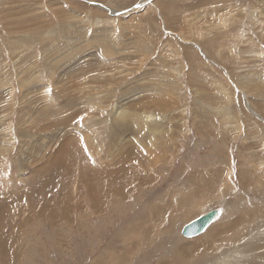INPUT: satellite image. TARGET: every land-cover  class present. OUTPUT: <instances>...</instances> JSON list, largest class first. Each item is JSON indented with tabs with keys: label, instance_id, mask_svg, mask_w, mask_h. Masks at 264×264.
<instances>
[{
	"label": "rangeland",
	"instance_id": "rangeland-1",
	"mask_svg": "<svg viewBox=\"0 0 264 264\" xmlns=\"http://www.w3.org/2000/svg\"><path fill=\"white\" fill-rule=\"evenodd\" d=\"M163 260L264 264V0H0V264Z\"/></svg>",
	"mask_w": 264,
	"mask_h": 264
},
{
	"label": "bare ground",
	"instance_id": "bare-ground-1",
	"mask_svg": "<svg viewBox=\"0 0 264 264\" xmlns=\"http://www.w3.org/2000/svg\"><path fill=\"white\" fill-rule=\"evenodd\" d=\"M141 6H142V5H141ZM114 12H116V11H115V10H114V11L112 10V15H116V13H114ZM97 41H98V40H97ZM105 42H106V40H105ZM105 42H104V41H103V42H100V46L106 44ZM108 44H109V43H108ZM107 46H108V45H107ZM98 102H99V101H98ZM98 102H97V103H98ZM143 106H144V105H143ZM141 107H142V105H141ZM116 117H117V114H116ZM139 118L143 121V119H144V115L142 114ZM141 120H140V121H141ZM142 121H141V122H142ZM148 121H149V120H148ZM150 121H151V120H150ZM153 121H154V120H153ZM80 146H81V145H80ZM83 146H84V145H83ZM83 146H82V147H83ZM72 151H73V150H72ZM86 152H87V151H86ZM86 152H85V153H86ZM144 154H145V153H144ZM136 156H137V157H140L139 154H137ZM90 157H91V156H90ZM146 157H147V155H146ZM133 158H134V156H133ZM147 158H148V157H147ZM150 158H151V157H150ZM91 159H92V158H91ZM139 160H141V158H139ZM151 162H152V161H151ZM138 163H139V162H138ZM155 164H156V163H155ZM106 165H107V164H106ZM106 165H105V166H106ZM58 166H59V165H58ZM48 167H49V166H48ZM97 167H98V166H97ZM133 167H134V166H133ZM146 167H147V166H146ZM148 167H149V166H148ZM61 168H62V167H61ZM46 169H47V168H46ZM100 169H103V168L100 167ZM143 169H144V168H143ZM146 169L148 170V168H146ZM44 170H45V169L43 168V166H41L40 169H39L37 172L40 173V172H43ZM56 170H57V169H56ZM60 170H61V169H60ZM77 170H78V168H74V167H70V166H69V167H66L65 172H63L62 175H63L64 177H65V175H66V176H67V179H68V177H70V175L73 174V176H72V179H73V178H76L75 176H76L78 173L74 175V173H73L72 171L77 172ZM57 171H58V170H57ZM144 171H145V170H144ZM135 172H136V171H135ZM145 172H146V171H145ZM145 172H144V173H145ZM51 173H52V172H51ZM129 173H130V172H129ZM40 174L44 177V173H40ZM52 174H53V173H52ZM68 174H70V175H68ZM90 174H91V172L88 173L87 175H90ZM62 175H61V176H62ZM137 175H138V174H137ZM84 176H86V175H82V174H81V177H84ZM133 176H134V173H133ZM33 177H34V176H33ZM51 177H52V176H51ZM55 177H56V175H55ZM124 178H128V177L125 175ZM129 178H132V175H131V174H130V177H129ZM106 179H107V178H106V175H105V174H102V176H101L99 179L94 180L93 182L96 184V187H95V184H94V186L92 187V192H94L96 189H99V188H98V186H100L99 183H103V182H104V183H107V180H106ZM43 183H44V182H43ZM43 186H44V184H43ZM28 187H29V186H28ZM32 187H34V186H32ZM17 188H18V187H17ZM39 188H41V187H39ZM100 189H101V187H100ZM106 189H107V188H106ZM110 190H111L112 192H114V190H112V189H110ZM37 191H38V189H37ZM40 191H41V190H40ZM41 194H42V193H41ZM28 199L30 200V199H32V198H28ZM39 200H40V199H39ZM31 201L33 202V200H31ZM40 201H41V200H40ZM14 208H15V207H14ZM17 209H18V208H17ZM40 211H41V210H40ZM14 217H15V216H14ZM218 217H219V216H218ZM218 217H217V218H218ZM212 224H213V223H212ZM212 224H211V225H212ZM14 225H15V224H14ZM211 225H210V226H211ZM210 226H209V227H210ZM209 227H208V228H209ZM208 228H207V229H208ZM207 229H206V231H207ZM206 231H205V232H206ZM205 232H204V233H205ZM204 233H203V234H204ZM201 235H202V234H201ZM14 240H15V239H14ZM204 241H205V240H204ZM204 241H203V240L200 241V244L205 248V249H203V251L209 250L210 247H211L210 243H208V242L205 243ZM186 244H187V243H186ZM200 244H197V243H191V244H188V245H189V248H190V249H193V247H195V246H197V245H200ZM190 246H191V247H190ZM183 247H184V246H183ZM181 250H182V249H181ZM181 250L179 249V252H180ZM182 252H183V251H182ZM188 253H189V252H188ZM188 253H187V255H189ZM204 253H205V252H204ZM206 253H207V252H206ZM179 254H180V253H179ZM191 254H193V253H191ZM183 255H184V254H183ZM187 255H186V256H187ZM177 256H178V255H177ZM197 256H199V255H197ZM183 259H184V258H183ZM190 259H191V258H190ZM197 259H198V257H197ZM169 260H170V259H169ZM169 260H165V261L163 260V262H161V263H159V264H170V261H169ZM172 261H173V260H172ZM172 261H171V262H172ZM186 261H187V260H186ZM191 261H192V259H191ZM194 261H195V259H194ZM172 263L174 264V262H172Z\"/></svg>",
	"mask_w": 264,
	"mask_h": 264
},
{
	"label": "water",
	"instance_id": "water-1",
	"mask_svg": "<svg viewBox=\"0 0 264 264\" xmlns=\"http://www.w3.org/2000/svg\"><path fill=\"white\" fill-rule=\"evenodd\" d=\"M220 215L219 209H213L205 215L199 217L192 223L186 225L181 234L187 239H193L203 234L206 229L217 219Z\"/></svg>",
	"mask_w": 264,
	"mask_h": 264
}]
</instances>
